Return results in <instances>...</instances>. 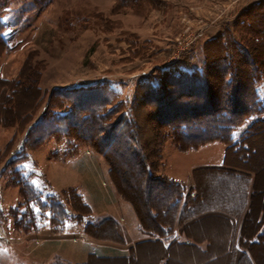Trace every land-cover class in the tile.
Here are the masks:
<instances>
[{"label":"rangeland","instance_id":"rangeland-1","mask_svg":"<svg viewBox=\"0 0 264 264\" xmlns=\"http://www.w3.org/2000/svg\"><path fill=\"white\" fill-rule=\"evenodd\" d=\"M37 4L10 2L1 19L7 49L0 48V228L7 237H0V242L15 246L17 254L30 262L44 255L35 251L40 243L56 238L27 233L50 225L55 230L79 229L75 213L89 212L85 222L92 223L111 210L109 200L124 207L121 193L133 199L132 192L120 185L121 179H133L138 185L136 172L115 157L118 173L102 155L99 142L91 147L55 136L29 147L44 130L40 121L49 106L66 104L54 91L107 87L116 100L108 108L122 104L111 118L115 121L132 103L147 105L146 85H159L169 78L171 73L166 71L190 72L192 64L205 57L221 65L225 53L236 50L233 43L251 47L242 23L256 30L257 16L264 15V0H46ZM257 92L263 109L264 74ZM92 96L102 97L97 91L87 99ZM144 111L148 113L147 108ZM257 120L263 121L260 130L255 126L242 157L221 143L191 150L180 149L172 137L166 138L157 150L155 176L175 179L187 193L202 192V197L213 198L232 191V183L221 172L247 179L251 196L243 204L247 227L243 232L252 234L255 217L256 231L264 221V114L245 121L246 126ZM148 123L146 118L141 121L145 130H150ZM241 133L242 127L237 128L234 140ZM98 136L104 138L105 133ZM104 142L115 146L114 138ZM224 152L228 155L224 168L211 166L222 163ZM19 186L36 189L28 195L30 200L22 199ZM74 192L87 209L78 205ZM127 211L121 210L123 215ZM258 218L262 222L257 223ZM109 231V227L87 231L83 239L105 240Z\"/></svg>","mask_w":264,"mask_h":264},{"label":"trees","instance_id":"trees-1","mask_svg":"<svg viewBox=\"0 0 264 264\" xmlns=\"http://www.w3.org/2000/svg\"><path fill=\"white\" fill-rule=\"evenodd\" d=\"M11 1L0 0L2 51H6L7 45L2 36L1 19ZM32 1L40 5L46 0ZM257 17L256 30H252L250 23H242L243 27H247L246 33L249 35L246 43L251 47L233 43L236 50L233 49L230 54L225 53L227 58L230 56V60L223 58L221 65L205 57L192 64L190 72L166 71V74L171 73L169 78H165L156 87L146 85L145 94H149L146 107L133 101L135 104L132 103L129 111H122L115 121H111V118L119 112L122 104L117 103L115 107L108 108L116 101L111 89L73 87L55 90L53 95L65 100L66 104L62 107L55 104L49 106L40 121L45 123L44 130L29 147H33L36 140L44 142L55 136L91 147L96 142L101 143L99 147L102 148V155L108 158L118 173L115 157L127 170L136 172V187L133 179L129 182L122 179L120 181L124 189L132 192L133 199L120 193L122 199L134 209L142 232L166 238L185 191L183 186L155 176L154 161L162 142L172 137L178 148L191 150L210 143H221L227 146V150L242 157L241 152L249 148L247 140L253 135L255 126L256 131L260 130L263 121H254L239 140L234 142L233 132L237 128L252 116L264 114L257 92L264 74V15L259 14ZM97 91L102 97L92 96L87 99L92 92ZM144 108H147L148 113H145ZM144 118L149 121L147 125L150 130H145L141 125ZM87 132L92 133L88 135ZM101 133H105L104 138L98 136ZM113 138L114 147L104 144V141ZM221 174L227 179L234 178L232 174ZM19 189L24 201L30 200L28 195L36 190L29 186H19ZM72 196L81 208L87 209L78 194L74 192ZM73 211L77 212L75 209ZM75 214L79 216L75 220L81 223L89 212ZM14 227L17 225L14 224Z\"/></svg>","mask_w":264,"mask_h":264},{"label":"crops","instance_id":"crops-1","mask_svg":"<svg viewBox=\"0 0 264 264\" xmlns=\"http://www.w3.org/2000/svg\"><path fill=\"white\" fill-rule=\"evenodd\" d=\"M248 126L245 123L240 126L242 133L234 142ZM227 156L224 152L222 163L211 166L224 168ZM169 180L178 183L175 179ZM226 180L233 185L226 197H202V192H185L166 238L142 232L128 202L121 199L124 205L121 207L117 201L109 200L111 212L92 223L85 222L90 219L89 214L79 229L55 230L50 225L27 233L29 237L46 233L56 238L40 243L35 251L40 250L44 255L31 262L17 254L12 244L0 242V264H264V221L257 219V223L262 224L256 231L255 217L251 225L254 232L249 235L243 232L247 228L243 204L245 198L251 196L247 193L250 182L247 179ZM31 183L38 187L35 180ZM123 208L128 209L125 215L121 212ZM106 227L113 235L103 234L109 235L103 238L105 240L83 239L87 231L99 232ZM75 232L76 235L72 234Z\"/></svg>","mask_w":264,"mask_h":264},{"label":"built area","instance_id":"built-area-1","mask_svg":"<svg viewBox=\"0 0 264 264\" xmlns=\"http://www.w3.org/2000/svg\"><path fill=\"white\" fill-rule=\"evenodd\" d=\"M0 237L1 238H5V239H7V237H6V235H5V232L0 228Z\"/></svg>","mask_w":264,"mask_h":264}]
</instances>
